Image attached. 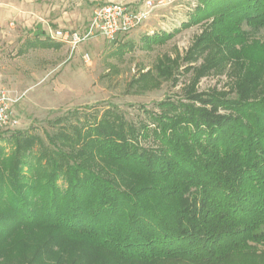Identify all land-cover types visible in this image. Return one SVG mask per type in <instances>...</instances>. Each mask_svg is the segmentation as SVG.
Returning a JSON list of instances; mask_svg holds the SVG:
<instances>
[{"label": "trees", "instance_id": "trees-1", "mask_svg": "<svg viewBox=\"0 0 264 264\" xmlns=\"http://www.w3.org/2000/svg\"><path fill=\"white\" fill-rule=\"evenodd\" d=\"M196 1L202 62L176 99L0 130V264H264V0ZM60 46L38 28L17 52ZM226 66L227 91L197 90Z\"/></svg>", "mask_w": 264, "mask_h": 264}, {"label": "rangeland", "instance_id": "rangeland-1", "mask_svg": "<svg viewBox=\"0 0 264 264\" xmlns=\"http://www.w3.org/2000/svg\"><path fill=\"white\" fill-rule=\"evenodd\" d=\"M146 1L0 0V91L18 98L13 103L18 123L12 129L44 137L43 131L51 130L50 121L73 110L80 114L95 112L98 117L102 109L115 105L127 118L134 119L142 116L140 106L157 111L155 103L159 100L180 96L195 78V70L190 67L202 62L201 57L187 60L185 56L206 23L181 26L196 0H151L150 9ZM109 2L148 9L149 13L137 27L115 40L94 33L72 52L64 42L58 48L17 52L23 40L32 37L38 28L44 32L57 28L84 32L94 8ZM172 30L173 35L164 42L142 40L143 35ZM252 35L264 41V28ZM123 43L127 45L119 52ZM85 52L89 54L87 61L82 58ZM228 68L200 76L197 90L227 91L234 79ZM144 73L146 81H136ZM12 148L7 144L5 152Z\"/></svg>", "mask_w": 264, "mask_h": 264}, {"label": "built area", "instance_id": "built-area-1", "mask_svg": "<svg viewBox=\"0 0 264 264\" xmlns=\"http://www.w3.org/2000/svg\"><path fill=\"white\" fill-rule=\"evenodd\" d=\"M146 5L150 9L151 0H147ZM148 9L137 10L125 6L121 2H109L94 8L90 22L84 32L57 28L48 30L46 35L52 39L67 43L72 52L79 43L85 41L94 33L103 35L109 40H115L119 34L128 32L142 23L148 16ZM82 58L87 61L89 54L87 52L83 53ZM17 99L12 98L4 90L0 91V130L16 127L18 120L13 111V103Z\"/></svg>", "mask_w": 264, "mask_h": 264}, {"label": "crops", "instance_id": "crops-1", "mask_svg": "<svg viewBox=\"0 0 264 264\" xmlns=\"http://www.w3.org/2000/svg\"><path fill=\"white\" fill-rule=\"evenodd\" d=\"M44 34H46V32H44ZM55 40V39H54ZM56 41H58V40H56ZM58 42H60V41H58Z\"/></svg>", "mask_w": 264, "mask_h": 264}]
</instances>
